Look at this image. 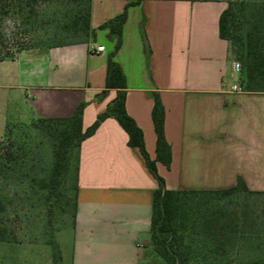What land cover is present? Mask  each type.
Listing matches in <instances>:
<instances>
[{"label":"crops","instance_id":"obj_1","mask_svg":"<svg viewBox=\"0 0 264 264\" xmlns=\"http://www.w3.org/2000/svg\"><path fill=\"white\" fill-rule=\"evenodd\" d=\"M91 1L95 36L18 49L0 60V141L10 125L68 118L81 103L87 130L117 97L118 89L106 88L116 41L99 27L131 0ZM230 1L144 0L129 8L115 61L126 77L127 113L143 130L152 160L155 93L165 106L173 160L170 168L157 167L169 190H226L242 178L249 190L264 192V93L232 91L241 73L234 72L238 60L230 42L220 36ZM77 185L76 216L69 242L59 244L60 264H167L151 245L158 181L115 117L82 143ZM45 249L37 241H0V264H54Z\"/></svg>","mask_w":264,"mask_h":264},{"label":"rangeland","instance_id":"obj_2","mask_svg":"<svg viewBox=\"0 0 264 264\" xmlns=\"http://www.w3.org/2000/svg\"><path fill=\"white\" fill-rule=\"evenodd\" d=\"M81 8L70 0L0 2V57L21 48L58 47L86 39L85 33L73 25ZM255 12L252 5L246 7L238 22L237 34L242 39L232 44L234 56L241 64V53L248 48L247 35L256 30ZM59 130L58 125H28L0 145V229L17 242L46 244L45 252L51 255L60 243L69 242L76 204L77 150L62 185L54 194L49 188ZM200 202L210 209L214 220L219 216L217 224L232 228L223 238V259L264 264L263 196L240 193ZM197 254L201 257L204 253Z\"/></svg>","mask_w":264,"mask_h":264},{"label":"trees","instance_id":"obj_3","mask_svg":"<svg viewBox=\"0 0 264 264\" xmlns=\"http://www.w3.org/2000/svg\"><path fill=\"white\" fill-rule=\"evenodd\" d=\"M4 1H20L30 4L42 0H0V2ZM70 1L82 6L81 13L76 16L73 23L75 28L81 29L85 33L86 39L95 36L96 31L91 28L92 1ZM142 1L144 0H131L123 13L99 27L100 30L108 29V37L116 41L115 48L109 55L106 88L118 89V95L109 105L107 111L100 114L94 124L87 130L83 128L85 103H81L74 114L68 118H42L28 124H13L8 126L6 137L0 141V145L9 139L12 134L17 133L20 128H25L28 125L37 127L38 123H41L49 126H60L54 151V165L49 188L52 190L51 194H54L62 185L64 175L72 167V154L77 150L78 156L74 168L76 179V216L77 170L82 143L93 136L106 119L115 117L128 133L129 145L140 150L148 169L158 181V188L154 194L151 227V245L156 254L167 264H240L235 260L223 259L226 253V244L223 238L232 230L231 226L217 224L216 222L220 220L219 216L214 220V215L210 209L200 201L207 198L221 199L240 193L264 197V192L249 190L242 178L239 179L236 186L226 190L188 191L167 189L165 179L159 174L157 165L158 163H162L167 168H170L173 156L172 148L167 141L165 132L166 109L159 93L154 94L155 104L152 112L157 135V156L155 160L150 158L146 149L143 130L127 113L126 77L121 66L115 61V56L122 47L123 30L128 20L129 8L140 4ZM248 5H252L255 8L257 22L255 24L256 30L249 32L247 35L248 48L240 56L242 60L240 83L244 91L264 93V89H262L264 86V0L230 1L228 8L220 17V36L229 41L231 47L232 44L234 46L242 39V36L237 34L238 22ZM144 39L146 41V51L149 53L150 48L145 36ZM13 56V52H7L6 55L0 57V60ZM216 214L219 215L218 212ZM202 234L203 237H201ZM0 241L17 242L7 237L5 229H0ZM198 251L200 254H204L199 257ZM216 253L217 255L221 253V255L217 256ZM53 258L54 264L61 263L62 254L59 247L53 252Z\"/></svg>","mask_w":264,"mask_h":264},{"label":"built area","instance_id":"obj_4","mask_svg":"<svg viewBox=\"0 0 264 264\" xmlns=\"http://www.w3.org/2000/svg\"><path fill=\"white\" fill-rule=\"evenodd\" d=\"M103 50H104V47H92V51L95 52V53H99V52H101ZM233 69H234V72L241 73V71H242V64L239 61H235L233 63ZM242 90H243V88H242L241 83H236L233 86V88H232V91L233 92H241Z\"/></svg>","mask_w":264,"mask_h":264}]
</instances>
